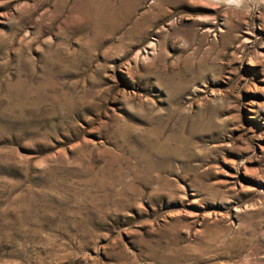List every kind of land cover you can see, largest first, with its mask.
Here are the masks:
<instances>
[{"label":"rangeland","instance_id":"374dc122","mask_svg":"<svg viewBox=\"0 0 264 264\" xmlns=\"http://www.w3.org/2000/svg\"><path fill=\"white\" fill-rule=\"evenodd\" d=\"M0 264H264V0H0Z\"/></svg>","mask_w":264,"mask_h":264}]
</instances>
